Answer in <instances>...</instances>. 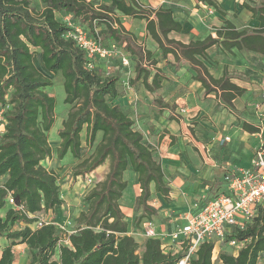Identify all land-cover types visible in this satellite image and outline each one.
Instances as JSON below:
<instances>
[{
    "label": "trees",
    "instance_id": "obj_1",
    "mask_svg": "<svg viewBox=\"0 0 264 264\" xmlns=\"http://www.w3.org/2000/svg\"><path fill=\"white\" fill-rule=\"evenodd\" d=\"M0 0V105L8 104L5 112V131L0 137V264H14L15 244H24L28 264H174L179 253H164L158 238H144L139 243L128 232L140 229L144 218L156 213L150 204L154 194L166 198L170 192L164 180L161 162L155 148L135 127L123 106L109 101L119 95L118 76H104L95 67H87L85 51L68 36L73 27L56 16L69 15L78 20L88 37L106 45H114L134 58L131 85L141 84L144 91L154 93L168 80L164 66L176 71L185 65L191 78L199 82L203 95L213 93L223 107L237 116L233 99L246 89L232 81L226 67L219 77L208 71L204 61L213 64L207 50L213 46L223 52L246 51L264 58V0H242L238 4L250 12L257 26L237 29L217 0H197L225 17L214 27L215 36L183 43L170 38V32H180L182 23L174 16L171 5L145 6L138 0ZM120 14L144 20L146 37L159 50L154 51L137 42L135 33L126 30ZM48 73L59 74L64 90V103L69 105L57 135L55 149L48 143V132L55 122V97L46 91L52 80ZM156 111L173 110L158 94L154 98ZM172 119V115L169 116ZM240 127L250 134L261 127L242 121ZM91 147L97 134L98 142L90 154L82 158L81 132ZM264 138V124L262 127ZM210 141V140H209ZM214 147V144L211 146ZM67 153L78 163L72 177H82L107 163L102 178L84 195L85 208L74 218V229L67 234V244L52 223L36 225V215L63 204L57 175L41 161L60 160ZM132 171L139 185L135 206L140 213L129 226L121 210L120 198L127 186L123 172ZM10 194L17 206H6ZM234 238L244 242L234 255L226 243L220 245L221 264H264V209L245 229H233L225 240ZM213 243H202L189 264H212ZM227 247V248H226Z\"/></svg>",
    "mask_w": 264,
    "mask_h": 264
},
{
    "label": "crops",
    "instance_id": "obj_2",
    "mask_svg": "<svg viewBox=\"0 0 264 264\" xmlns=\"http://www.w3.org/2000/svg\"><path fill=\"white\" fill-rule=\"evenodd\" d=\"M138 1L145 6L157 7L160 5V3L169 0ZM217 1L219 5L229 13L235 12V10H237L235 15H242L246 13L245 18L238 21L237 23L232 21L237 29L247 30L248 27L254 28L257 26L258 22L251 16L250 12L238 6L242 0ZM253 1L257 3V0ZM172 2L173 4L179 6L178 8H173V10L174 16L182 23V29L180 32H170L168 35L170 38L187 43L190 40L204 38L207 34L215 36V32L213 31H208L206 33L204 32L205 34L202 36L198 35L199 30L203 29L204 27H202L201 23L198 22L194 15L201 14L204 16L205 14L203 13L207 11V5L197 2V0H172ZM177 12H180L182 18L176 16ZM211 17L218 22V24L214 23V27L219 26L222 20L225 19V17L221 16L216 11L213 12ZM137 22L144 35V20H138ZM122 24L124 26V22H122ZM214 27L212 28L213 30ZM130 28L131 29L125 27L126 30L134 33V29L131 26ZM137 42L140 43L139 39H137ZM212 48L217 49L220 54L215 57L210 56L212 58L210 61L213 64L204 61L209 73L214 77H219L223 73V68L226 67L227 72L233 76L232 81L237 85L245 87L246 89L242 96L233 99L234 107L238 111L237 116L227 111L221 104V112H217V114L214 115V118L219 120L217 121L216 127H213L215 122L213 123L211 120L208 121L207 119H204L202 122L200 121L202 124L201 126H205L208 130L217 129L215 132L216 134L221 133L220 136L227 134L231 135L230 142L226 145L225 149L222 150L224 153H221L220 150L214 149V147H211L209 152L204 151L203 147L209 145L208 142L212 139V135L206 136L201 132H198L200 135L199 136L197 133L194 134V132L192 133L188 129V126L191 127V125L188 123V117H190L188 112L190 110H194L196 112L198 109L203 112L200 106L195 105L196 98L198 97L197 94H199V96L203 95V88L200 86L199 82L191 78L190 74L189 79L182 78V73L180 72L186 68L185 65L181 66L178 70L173 71L171 68L164 66V60L160 59L159 61L161 62L157 63V66L162 68L167 74L168 80H165L161 89L156 92L168 104H175V108L173 110H175V112L180 115V117H177L172 113L170 114L172 111L169 109L163 110L160 114H158V112L149 111L147 114L149 117L145 119L143 118L144 115L141 114V129L139 130L143 133L146 141L155 148L156 155L161 162L164 180L170 187V192L166 198L161 197L159 194H154L152 196V201H150V204L155 208L156 213L151 215L150 218H144L151 219L159 233H167L174 230L176 227L184 224L186 215L194 214L201 208V206L205 203V201L203 202V197L208 193L209 190V185L203 184V180L210 182V185L218 184L219 189L216 190L215 195L222 192H228V188L224 183V175L234 170L247 169L250 166V158L252 157L255 148L259 145V133L250 134L246 131H243L240 127V124L242 121H247L261 127V124L257 123L259 122L260 118V123H264V120H262V118H264V100H262L263 103L255 111L250 109L254 107L253 103L258 101V97L264 93V58L260 57L259 55H254L246 51H238L235 49L231 52H222L216 46L209 48L207 50V55H209V50ZM153 56L157 58L159 56V50L155 49ZM179 88L183 89L184 93L181 96L172 98L171 100L172 93ZM165 92L167 93L165 94ZM250 94H253L255 98L250 97ZM247 97L248 99L246 100ZM120 99H122V97L117 99L115 103L123 106V104L119 102ZM211 99H217L213 93L206 95L204 101H210ZM259 99L261 100V98ZM217 101L219 100L217 99ZM138 103L142 102L139 101ZM185 104L188 106H184ZM183 107L184 110H181ZM190 107H192V109H189ZM208 107H210V105H208ZM143 108H145V105L141 104L139 110L142 112ZM258 113H261L260 117ZM167 114L168 116H166ZM169 114L172 115V119L169 118ZM221 118H224L225 120ZM142 121L143 123H141ZM55 122L52 126V129L49 131L48 138L49 145L53 149L58 147L60 142L57 132L61 127L62 119L58 123ZM148 128H153V130H156L154 131L155 134H148ZM214 138H219V136L213 137V139ZM185 142H189L191 146L196 148L200 158L199 163L195 162L193 155L187 149V146H185ZM210 146L211 145H209V147ZM241 154L249 155L246 166L239 165L236 162L238 158H240ZM57 161L58 159H56L55 154H53L51 158L41 161V164L45 167V164L49 163L50 167L47 169L51 170L54 169L53 166L57 164ZM106 168L107 163H104L95 170V172L99 174V179L102 178ZM128 172H130V176L134 184L136 176L130 170L123 172V179H125L124 176ZM135 185L136 186L134 187L136 188L137 192L131 198H129L128 194H125L127 186L123 190L122 196L120 198L121 202H124L125 204L124 200H127L126 203H130L128 206H125L126 210L123 209V204H121V210L123 213L124 211H130V207L133 206V202L135 201L134 198L139 194V185L138 183ZM8 207L10 206H7V208ZM58 209L60 208L57 207L55 211ZM5 210L6 209L0 210V216H3ZM124 214L127 216L126 219L128 220L129 215L127 213ZM133 230L136 231L134 233L135 239L141 243L144 240V237L140 233L141 231H139V229ZM70 231H68V233H70ZM63 236L65 237L62 240V244H67L68 240L66 239V234H63ZM4 242H7L6 239L0 238V247L5 244ZM163 242L168 243L169 239L165 237ZM13 248H19L22 250L26 248V246L24 244H15ZM22 257L23 258L20 261L17 260L14 262V264H28L29 257L27 256V259L24 258V256Z\"/></svg>",
    "mask_w": 264,
    "mask_h": 264
},
{
    "label": "rangeland",
    "instance_id": "obj_3",
    "mask_svg": "<svg viewBox=\"0 0 264 264\" xmlns=\"http://www.w3.org/2000/svg\"><path fill=\"white\" fill-rule=\"evenodd\" d=\"M32 1H33L32 4L35 6L36 3L34 2V0H32ZM259 1L260 0H257V2H259ZM163 4L171 5L174 9L179 7L178 5L173 4L172 0L164 1V2L160 3V5H163ZM181 8H182V6H181ZM206 10L207 11H205V13H203V14H205L207 16H205V15L202 16L201 14L200 15H194V17L198 20V22L201 23L202 27H204L203 29H200L199 33H198V35H201V36L208 31L214 32V30L212 29L215 25L214 23L218 24V22L215 21V19L211 17V15H213L214 10L211 7H207ZM235 12H237V10H235ZM117 15H119V18L121 19V21L124 22L125 27H127L128 29H131L130 28V26H131L134 29V33L136 35V38L139 39L140 44H142L146 48H149V49L155 51L154 44L146 37L145 34L143 35V33H142L143 31H141V27L138 26V24H137L138 20H135V19L132 20L131 18H127V17L122 16L118 13H117ZM245 15H246V13H244L242 15L236 14L235 16L230 17V19L232 21H234L235 23H237L238 21L244 19ZM176 16H179L180 18H182L180 12H177ZM56 17L60 21L66 22V20L64 19L65 18L64 15L57 14ZM68 19H69L68 21L71 24H75V25L78 24V20L72 19L69 15H68ZM205 20H208V21H205ZM80 27H82V26L80 25ZM82 29H84V28L82 27ZM250 29L251 28L248 27L247 30H250ZM103 43H105V42H103ZM103 43H101V45L104 46L105 48H110L112 45V44H110V45L105 46ZM219 54L220 53L217 49L212 48L209 50L208 56L211 60L212 59L211 57L218 56ZM122 56H126L128 58V64L127 65L122 64V62H121ZM33 60H34L35 65L37 66L39 61H40V57L35 55L33 57ZM134 62L135 61H134L133 57H130L127 54H125L122 51V49L115 47L112 51H110L109 55H106L105 57H96L93 64H94L95 69L99 70L101 72V74L104 76H106V75L107 76H111V75L118 76L117 87H118V91H119L120 96L117 99L122 97V99H120L119 102L123 104L124 110L133 119L135 127L136 128L139 127L138 129H141L140 128V119H142L141 114L144 115L143 118L145 119V118L149 117L147 115L149 113V111L157 112L156 111V109H157L156 104L154 103V97L157 95V92L146 93L143 90L141 84L138 83L136 85H131L129 83V80L133 76V73H134L133 72ZM159 62H161V61H159ZM37 67H39V66H37ZM40 70H42L43 73L45 75H48L52 80V85L50 87H47L46 91L55 97V100H56L55 108H54L55 120H56L55 123H58L61 119L62 120L64 119L66 112L70 107L69 105L65 104L63 101L64 90H63V86H62L61 76L59 74L54 75L52 73H48L45 70H43L42 67L40 68ZM180 73H182V75H181L182 78L189 79L190 78L189 74L191 75L192 71L186 67ZM166 93L167 92H165V94ZM183 93H184L183 89H181V88L177 89L176 91H174L172 93L171 100H172V98H175L177 96H181ZM197 95H198V97L196 98L195 105L200 106V108H202L203 112L200 111L199 109L196 110V112L194 110H190L188 112L190 115V117H188V123L191 125V127L188 126V129L192 133L194 132V134L195 133L198 134V132H201L203 135H206V136L212 135L211 136L212 138L216 137V136H219V138L222 137L223 135L220 136L221 133L216 134L215 131L217 129L208 130V129H206L205 126H201L202 120L207 119L208 121L211 120L213 123L215 122L213 127H216L217 121H219V120L214 118V115L217 114V112L218 113L221 112V107H222L221 103H219V101H217V99H211L210 101H204L205 96H203V95L199 96V94H197ZM249 96L255 98L253 96V94H250ZM259 98H261V100ZM117 99L111 100V101H109V103L114 104L115 101H117ZM247 99H248V97L246 98V100ZM262 100H264V93L261 94L260 97H258V101L256 103H253L254 107L250 108V109L252 111H255L263 103ZM139 101H141L142 103H138ZM141 104L145 105V108L142 109V112L139 110ZM208 105H210V107H208ZM184 106L187 107L188 105L185 104ZM189 109H192V107H190ZM171 111L172 112H170V114L172 113V114L176 115L177 117H180V115H178L175 112V110H171ZM258 115L260 117L261 113H258ZM166 116H168V114ZM221 119L225 120L224 118H221ZM262 120H264V118H262ZM254 121H256V120H254ZM260 121H261V118L259 119V122H257V123L261 124V127H263L264 123H260ZM141 123H143V121ZM145 123H147V122H145ZM201 129H202V131H201ZM148 130H149L148 134H150V135L155 134L154 131H156V130H153V128L152 129L148 128ZM227 135L230 137V140H231V135H229V134H227ZM47 137L49 138V132H48ZM81 138H82V145H83L82 158H85L90 154L94 145L98 142V140L100 138V133L97 134V136H96L91 147H88L84 141V130L81 132ZM200 139H203V138H200ZM216 139H218V138H216ZM229 142L230 141L224 142L222 145H219L218 142H215L214 143V149L220 150L221 153H224V152H222V150L225 149L226 145ZM189 145H190L189 142H185V146H187V149L193 155L195 162L199 163L200 158H199V155L197 153L196 148L191 146V145L189 146ZM248 159H249V155L241 154L240 158H238V160L236 162L239 165L246 166ZM250 160H251V158H250ZM44 163H45V161H44ZM77 163H78V160L74 159L69 153H67L62 159L57 161L56 165L53 166L55 170L54 169H51V170H53L57 175V183L60 187V196L62 197L64 202L62 205L58 206V208H60V209H58L57 211H55V209L57 208V207H55L52 210H48L47 212H40L36 215L37 220H41L43 222H49V223H52L54 225L55 231L60 237V240H59L60 243H62V240L65 237V236H63V234L67 235L68 231L74 229V218L78 215V213L82 209L85 208V202L83 200L84 195L92 186H94V184L98 180H100L99 174H97L95 171H93V180L89 184H85L83 177L82 178H80L79 176L72 177L71 171ZM46 164H45L46 168L50 167L49 163H46ZM124 177L128 181L127 190H126L125 194H128L129 198H131L137 192L136 188L134 187V186H136L135 184H137V181L135 180L134 184H133V181H132L131 176H130V172L126 173ZM202 183L209 185L208 193L203 197V202L204 201L206 202L207 200H209L210 198L215 196L216 190L219 189V187H218V184L210 185V182L204 181V180L202 181ZM135 198H134V200H135ZM124 201H125V204H124V202H121V200L119 203H120V206H121V204H123V209L126 210L125 206H128L130 203H126L127 200H124ZM150 201H152V198L150 199ZM130 208L131 209L129 212L124 211V213H127L129 215L128 220H127L126 219L127 216L124 214L125 219L129 223V226L133 225L135 223L136 218L140 213V209L135 206V201L133 202V206ZM228 249H230V248H228ZM14 253H15V261L14 262H16L17 260L20 261L23 258L22 256H24V258L27 259L28 255L26 252V248H24L22 250L19 248H16V249L14 248ZM214 263L218 264V261L216 259H214Z\"/></svg>",
    "mask_w": 264,
    "mask_h": 264
},
{
    "label": "built area",
    "instance_id": "obj_4",
    "mask_svg": "<svg viewBox=\"0 0 264 264\" xmlns=\"http://www.w3.org/2000/svg\"><path fill=\"white\" fill-rule=\"evenodd\" d=\"M64 19L67 24L73 27V30L67 35L85 51L89 69L94 67L93 63L96 57H105L115 48L114 45L105 48L98 40L88 37L80 25L71 24L68 21V15ZM121 62L127 65L128 58L122 56ZM8 108V104L0 105V137L5 131L6 119L4 114ZM181 110H184V107ZM259 135V145L253 152L250 166L247 169L234 170L224 175V183L228 192L219 193L207 200L196 213L186 215L184 224L167 233H159L151 219H143L139 229L141 235L144 238H158L164 253H179L180 255L174 264H189L191 257L195 255L199 246L204 242H211L214 245L211 257L212 264H215L214 259L218 261V264H221L218 259V252L223 242L236 255L244 242L236 241L234 238L225 240L227 235L231 234L235 228L245 229L247 224L257 216L259 208L264 209V138L262 137V129H260ZM228 141H230V137L223 135L218 139L212 138L208 144L212 146L218 142L219 145H222ZM209 145L203 147L204 151H210L211 146L209 147ZM82 177L85 184H89L93 180V173H87ZM6 206L21 209V206L15 204L10 194L6 197ZM42 223L41 220L36 221L37 225ZM135 232L131 229L128 233L134 236ZM165 237L169 239L168 243L163 242Z\"/></svg>",
    "mask_w": 264,
    "mask_h": 264
}]
</instances>
